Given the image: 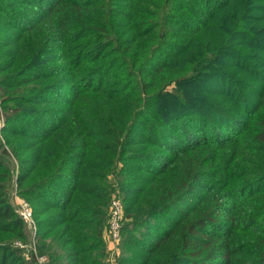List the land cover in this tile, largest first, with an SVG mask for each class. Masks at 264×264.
<instances>
[{
    "label": "trees",
    "instance_id": "1",
    "mask_svg": "<svg viewBox=\"0 0 264 264\" xmlns=\"http://www.w3.org/2000/svg\"><path fill=\"white\" fill-rule=\"evenodd\" d=\"M0 117V264H108L119 191L121 264H264V0H0Z\"/></svg>",
    "mask_w": 264,
    "mask_h": 264
},
{
    "label": "built area",
    "instance_id": "2",
    "mask_svg": "<svg viewBox=\"0 0 264 264\" xmlns=\"http://www.w3.org/2000/svg\"><path fill=\"white\" fill-rule=\"evenodd\" d=\"M1 128V127H0ZM16 204L18 207V215L23 221L25 226V230L31 233L29 245L26 246L28 249V255L26 257H31L34 253L36 254V241H35V224L33 220V213L28 205V203L16 196ZM112 207L110 209L109 217L110 221L107 224V231L105 232L104 239H106L109 249H108V264H116L115 258L120 255V241H121V227H122V216L119 204L114 201L111 203ZM15 246L23 247L20 244H16ZM37 264H46L47 257L41 256L36 257Z\"/></svg>",
    "mask_w": 264,
    "mask_h": 264
},
{
    "label": "rangeland",
    "instance_id": "3",
    "mask_svg": "<svg viewBox=\"0 0 264 264\" xmlns=\"http://www.w3.org/2000/svg\"><path fill=\"white\" fill-rule=\"evenodd\" d=\"M57 93L58 92H55V93H53V94H50V96L51 97H56V95H57ZM54 108H56V107H50L49 109H50V111H52ZM19 123H21V122H19ZM4 125V120L0 117V127H2ZM0 130H1V128H0ZM0 136H2V134H1V132H0ZM10 167L12 168L13 167V171H12V175H13V181H12V183H11V190H10V194H9V201H10V204H11V206L15 209V211L17 212L18 211V207H17V204H16V184H15V176H16V174H17V171H18V165H17V163H12V164H10ZM110 181H112V180H110L109 179V182ZM113 192V191H112ZM112 192L110 193V196H111V194H112ZM120 192V191H119ZM118 192V194H117V198H114V197H111V199H109V205H108V207H107V210H108V213H107V216H106V221L104 222V223H109V221H110V217H109V213H110V209H111V207H112V205H111V203H113L114 201H116L118 204H119V207H120V210H121V216H122V219H123V215H124V209H123V201L121 200V197H122V194H121V192L119 193ZM121 196V197H120ZM19 198H22V197H19ZM110 198V197H109ZM22 199H24L27 203H28V205H29V207H30V209H31V211H32V213H33V207L36 205V202L35 201H32V200H29V199H25V198H22ZM33 220H34V224H35V235H34V237H35V241L38 243L39 241H38V239H39V234L37 233V231L39 232V231H41V229L42 228H40V227H38L37 228V225H36V221H35V219H34V217H33ZM32 234L31 233H29L28 231H26V239H25V241L22 243V242H17V243H15V245L16 244H20V245H22L23 247H19V248H21V250H22V252H23V254H24V258H26V259H28V257H26L25 255H28V249L26 248V246L27 245H29L28 243H29V241H30V236H31ZM33 236V235H32ZM35 242V243H36ZM36 243V244H37ZM18 247V246H17ZM135 253V251H132L131 253H129V251L128 250H126L125 252H124V254H125V256L126 255H128V257H129V255H136V254H134ZM120 255H122V253H120ZM48 259V258H47ZM32 264H36L35 262L34 263H32ZM116 264H121V261L120 260H118V258H117V260H116Z\"/></svg>",
    "mask_w": 264,
    "mask_h": 264
},
{
    "label": "crops",
    "instance_id": "4",
    "mask_svg": "<svg viewBox=\"0 0 264 264\" xmlns=\"http://www.w3.org/2000/svg\"><path fill=\"white\" fill-rule=\"evenodd\" d=\"M104 243H105V249H109V245H108V243H107V241H106V239H104Z\"/></svg>",
    "mask_w": 264,
    "mask_h": 264
}]
</instances>
